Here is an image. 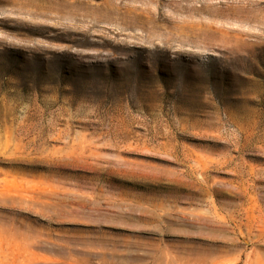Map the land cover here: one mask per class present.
<instances>
[{
  "label": "rangeland",
  "instance_id": "1",
  "mask_svg": "<svg viewBox=\"0 0 264 264\" xmlns=\"http://www.w3.org/2000/svg\"><path fill=\"white\" fill-rule=\"evenodd\" d=\"M0 264H264V0H0Z\"/></svg>",
  "mask_w": 264,
  "mask_h": 264
}]
</instances>
